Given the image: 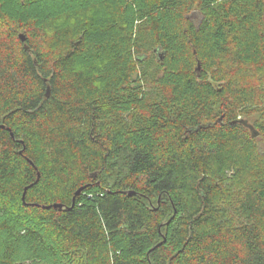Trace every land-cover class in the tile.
I'll return each instance as SVG.
<instances>
[{"label":"trees","instance_id":"1","mask_svg":"<svg viewBox=\"0 0 264 264\" xmlns=\"http://www.w3.org/2000/svg\"><path fill=\"white\" fill-rule=\"evenodd\" d=\"M12 12L0 264H264V0H114L48 38Z\"/></svg>","mask_w":264,"mask_h":264},{"label":"rangeland","instance_id":"2","mask_svg":"<svg viewBox=\"0 0 264 264\" xmlns=\"http://www.w3.org/2000/svg\"><path fill=\"white\" fill-rule=\"evenodd\" d=\"M109 3H114V0H0V16L10 14L12 11L18 13L22 11L28 19L36 18L40 21L43 27V33L41 34H45L48 38L51 33V27H54V24L60 26L64 23H77L94 12L102 13L103 10H106ZM192 3V7L186 12V17L188 21H192L195 25L199 26L206 20L204 11L199 7L197 1ZM18 5L22 8L21 10ZM20 18H22V16L19 14L17 16L12 12L10 15V22L16 23ZM133 31L132 40L136 39L138 42H144L145 38L149 37L142 23L135 22ZM17 34L18 37L20 34L27 36L21 29ZM41 34L35 35L34 38L31 37V39H29V45H33V49H38V47H40V38L43 37L40 36ZM146 42L148 43V41ZM146 42L143 44L144 48H147L149 44ZM154 68L152 62L144 61L141 63L139 71L140 73L143 71L146 74H152Z\"/></svg>","mask_w":264,"mask_h":264},{"label":"water","instance_id":"3","mask_svg":"<svg viewBox=\"0 0 264 264\" xmlns=\"http://www.w3.org/2000/svg\"><path fill=\"white\" fill-rule=\"evenodd\" d=\"M19 39L24 42L25 41V36L24 35H19ZM24 49L27 51L28 50V47L27 45H24ZM200 69V63L198 62L197 63V67H196V71H198ZM49 95V88L46 89V97ZM83 190V188H80L76 191L75 195H78L81 191ZM53 208L55 209H61L62 208V205L60 204H54L52 205ZM46 208H49V207H46Z\"/></svg>","mask_w":264,"mask_h":264}]
</instances>
